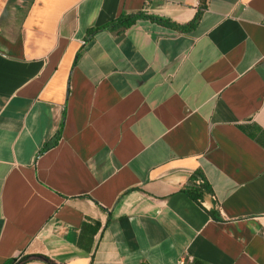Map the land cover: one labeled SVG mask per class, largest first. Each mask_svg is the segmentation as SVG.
<instances>
[{
  "label": "crops",
  "instance_id": "crops-1",
  "mask_svg": "<svg viewBox=\"0 0 264 264\" xmlns=\"http://www.w3.org/2000/svg\"><path fill=\"white\" fill-rule=\"evenodd\" d=\"M140 13L174 26L89 34ZM21 256L264 264V0H0V264Z\"/></svg>",
  "mask_w": 264,
  "mask_h": 264
},
{
  "label": "trees",
  "instance_id": "trees-1",
  "mask_svg": "<svg viewBox=\"0 0 264 264\" xmlns=\"http://www.w3.org/2000/svg\"><path fill=\"white\" fill-rule=\"evenodd\" d=\"M199 17H196V19L189 24L183 25V26H176L179 31H185L188 29H191L197 24ZM139 19H148L150 21L158 22L163 25H169L174 26L170 21L156 18L152 16L135 14V15H128V16H120L118 19L114 20L104 28H96L93 30H90L89 34L93 35L96 34L99 31L102 30H109L116 34H121L128 30L130 27H132ZM51 144H47L43 151H46L49 149ZM201 181V183L198 184V182ZM182 192L185 193L188 197H190L193 201H195L198 204H202L203 201H205L208 197L212 195V189L210 185L204 180L202 174L200 172H195L188 181V184L182 189ZM34 258H42L41 256H35ZM31 260L30 256H21L15 260H13V264H26ZM48 264H55L49 259H44Z\"/></svg>",
  "mask_w": 264,
  "mask_h": 264
},
{
  "label": "water",
  "instance_id": "water-1",
  "mask_svg": "<svg viewBox=\"0 0 264 264\" xmlns=\"http://www.w3.org/2000/svg\"><path fill=\"white\" fill-rule=\"evenodd\" d=\"M14 262L12 261L10 264H13Z\"/></svg>",
  "mask_w": 264,
  "mask_h": 264
},
{
  "label": "built area",
  "instance_id": "built-area-1",
  "mask_svg": "<svg viewBox=\"0 0 264 264\" xmlns=\"http://www.w3.org/2000/svg\"><path fill=\"white\" fill-rule=\"evenodd\" d=\"M201 183V181L198 182V184Z\"/></svg>",
  "mask_w": 264,
  "mask_h": 264
}]
</instances>
